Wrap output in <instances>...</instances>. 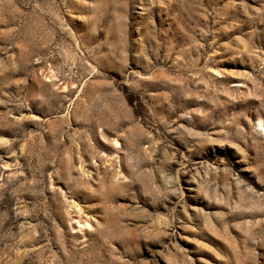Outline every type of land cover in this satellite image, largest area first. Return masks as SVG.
Listing matches in <instances>:
<instances>
[{"label": "rangeland", "instance_id": "obj_1", "mask_svg": "<svg viewBox=\"0 0 264 264\" xmlns=\"http://www.w3.org/2000/svg\"><path fill=\"white\" fill-rule=\"evenodd\" d=\"M0 264H264V0H0Z\"/></svg>", "mask_w": 264, "mask_h": 264}]
</instances>
